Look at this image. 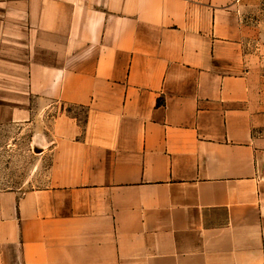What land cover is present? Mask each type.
I'll use <instances>...</instances> for the list:
<instances>
[{"label": "crops", "instance_id": "obj_1", "mask_svg": "<svg viewBox=\"0 0 264 264\" xmlns=\"http://www.w3.org/2000/svg\"><path fill=\"white\" fill-rule=\"evenodd\" d=\"M245 45L236 0H0V125L52 156L0 190V264H264Z\"/></svg>", "mask_w": 264, "mask_h": 264}, {"label": "rangeland", "instance_id": "obj_2", "mask_svg": "<svg viewBox=\"0 0 264 264\" xmlns=\"http://www.w3.org/2000/svg\"><path fill=\"white\" fill-rule=\"evenodd\" d=\"M241 12L246 49L252 73L264 101V0H236ZM73 108L66 107V111ZM74 110V109H73ZM264 112V110H263ZM258 114L259 131H264V113ZM80 118L84 114L80 112ZM31 124L0 125V190L28 189L46 184L51 152L33 146Z\"/></svg>", "mask_w": 264, "mask_h": 264}]
</instances>
